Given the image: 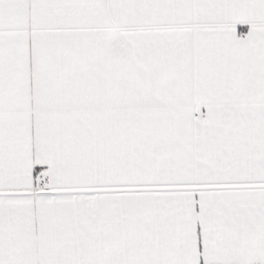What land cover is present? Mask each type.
Returning <instances> with one entry per match:
<instances>
[{"label": "crops", "instance_id": "obj_1", "mask_svg": "<svg viewBox=\"0 0 264 264\" xmlns=\"http://www.w3.org/2000/svg\"><path fill=\"white\" fill-rule=\"evenodd\" d=\"M0 264H264V0H0Z\"/></svg>", "mask_w": 264, "mask_h": 264}]
</instances>
